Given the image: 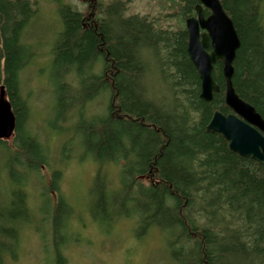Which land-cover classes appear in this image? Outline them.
<instances>
[{"label": "trees", "instance_id": "16d2710c", "mask_svg": "<svg viewBox=\"0 0 264 264\" xmlns=\"http://www.w3.org/2000/svg\"><path fill=\"white\" fill-rule=\"evenodd\" d=\"M78 1L81 10L58 7L61 30L49 53L57 79L53 120L41 135L28 127L31 95L21 82L36 58L25 30L37 18L38 1L0 0V88L15 118L12 144L0 140V161L6 158L0 193L7 197L0 196V264L17 259L20 234L35 220L31 176L43 186L41 223L51 226L55 263L67 264L63 251L79 240L60 181L73 160L97 166L90 219L108 232L129 223L138 241L159 238L163 264H264V166L206 132L215 111H231L219 62L212 73L219 92L211 102L199 97L184 26L198 1L165 0L163 20L175 27L127 16L130 0ZM219 1L240 41L233 88L264 120V0ZM61 134L66 140L54 162L42 139Z\"/></svg>", "mask_w": 264, "mask_h": 264}, {"label": "rangeland", "instance_id": "374dc122", "mask_svg": "<svg viewBox=\"0 0 264 264\" xmlns=\"http://www.w3.org/2000/svg\"><path fill=\"white\" fill-rule=\"evenodd\" d=\"M37 1V18L25 30L26 44L34 49L36 58L27 70L22 71L21 82L23 94L29 93L31 95L28 99L31 109L28 127L33 133L44 135L42 130L48 131L49 123L53 120L52 92L55 89L54 84L57 79L50 69L51 57L49 53L56 41L57 34L61 30L58 7L66 3L78 10L83 7L78 0ZM164 3L165 0H130L126 15H148L159 18L161 20L159 24L163 27L167 25L175 27L174 20L171 23L163 20L161 9ZM261 9L264 12V2ZM12 140L13 138L7 140L9 146L12 144ZM65 140L66 137L63 134L58 135V138L50 136L48 139H42L44 144L53 151L54 162L55 158L59 157L60 159L61 149L57 152L59 141L63 143ZM5 159L0 161V170L5 164ZM56 167H58V163H56ZM96 170L97 166L91 161L77 162L75 160L63 168L60 192L66 197L67 204L74 211L71 227L78 234L79 240L78 243L69 244L63 251L67 264H163L165 251L159 238L155 240L156 237L153 238L154 235H152L138 241L133 239L134 236L129 223L119 222L111 232H108L106 228L99 227L90 219L88 207L92 200L90 193ZM111 173L114 174V171L109 168V177H111ZM32 178V176L29 178L30 182L28 181L26 186L30 184L29 188L31 189L32 201L30 200L29 206L32 209L36 206L35 220L29 228H24L20 234L21 248L18 250L17 259L14 261L7 259L4 264H56L51 226L45 225L44 222L41 223L44 217L41 214V206L44 204V208H46L47 203L42 196L41 189L43 186L37 185L39 182ZM3 182H6L4 174H0V185ZM5 192L7 194V189H4ZM50 195L54 202L55 195ZM0 196L4 195L0 193ZM5 196L4 199L0 198V201L3 199L2 201L7 202ZM7 196L9 198V192ZM63 235L64 232L61 236Z\"/></svg>", "mask_w": 264, "mask_h": 264}, {"label": "water", "instance_id": "95a60500", "mask_svg": "<svg viewBox=\"0 0 264 264\" xmlns=\"http://www.w3.org/2000/svg\"><path fill=\"white\" fill-rule=\"evenodd\" d=\"M195 17L185 20L187 34L186 52L200 80V99L211 102L219 92L212 73L217 62L221 63L224 80V101L231 113L215 111L206 126V132L219 134L233 153L250 158L264 166V120L252 106L236 94L232 78L233 63L240 48V41L231 19L224 12L219 0H197ZM204 10L209 12L204 15ZM15 118L4 88H0V140L13 137Z\"/></svg>", "mask_w": 264, "mask_h": 264}]
</instances>
